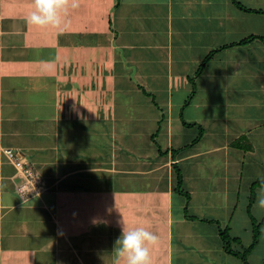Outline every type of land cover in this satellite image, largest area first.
<instances>
[{
	"label": "crops",
	"instance_id": "1",
	"mask_svg": "<svg viewBox=\"0 0 264 264\" xmlns=\"http://www.w3.org/2000/svg\"><path fill=\"white\" fill-rule=\"evenodd\" d=\"M239 1L264 10V0ZM32 4L33 0H0V264H112L123 217L130 229L143 227L159 236V246L152 249L153 264H243L224 248L217 222L187 218L182 209L185 199L175 209V196L182 194L175 191L173 163L179 162L185 171L184 186L192 195L189 212L218 219L236 235L240 195L248 196L249 203L252 183L264 180V157L252 160L258 153L264 155V40L222 46L251 34L264 36V12L246 10L233 0H80L78 8L69 10L66 27L59 30L29 26L26 17ZM82 32L101 37L81 47L74 36ZM94 40L98 41L92 44ZM101 45L107 47L111 61L108 96L92 85L99 81L103 65ZM214 49L218 50L203 73L194 75ZM92 72H97L95 77ZM193 81L197 92L207 93L202 104L220 102L222 114H190L189 120L206 130L200 141L209 143L198 150L196 143L194 150L181 151L177 158L170 151L159 153L148 142L147 147L140 141L142 132L132 133L139 142L130 145L122 135V145L115 148L114 142L112 157L106 159L86 158V151L60 156L65 144L59 139V148L50 145L48 133H42L47 129L38 131L46 143L36 146L37 139L22 128L21 122L42 126L49 116L73 115V106L94 105L96 111L85 114L81 122L80 127L88 129L104 115L99 106L108 98L111 103L105 104L113 110L106 119L113 125L101 128L117 139L119 90L125 93L124 105L153 107L147 122L163 121L164 113L161 118L157 113L168 106L172 118L164 126L172 131L166 149L181 147L189 138L186 134L182 142L173 139V130L180 128L176 109L180 102H174L170 90ZM256 82L262 92L252 103L254 91H259ZM154 89L167 92L154 97ZM196 103L201 104L198 99ZM241 137L250 149L232 145ZM5 147L23 153L43 174L48 190L23 201L16 190L17 178L22 177ZM201 155L208 157L202 165L216 171L208 173L209 179L197 176L192 181L194 172L184 162ZM262 191L264 184L257 186L253 206ZM198 194L200 201L193 199ZM250 231L245 230L243 243L251 241Z\"/></svg>",
	"mask_w": 264,
	"mask_h": 264
},
{
	"label": "rangeland",
	"instance_id": "2",
	"mask_svg": "<svg viewBox=\"0 0 264 264\" xmlns=\"http://www.w3.org/2000/svg\"><path fill=\"white\" fill-rule=\"evenodd\" d=\"M85 10L87 11V9H85ZM95 22L100 23V21H95ZM97 25H96V27H98ZM92 35H93V37H90L89 34H84L82 32L80 34L75 35L74 38L80 40L81 43L78 44L79 46L85 47V45H86L87 41H89V39L91 40L94 37L99 39L101 37V35L94 34V33ZM96 41H98V40H94L92 42V44L95 43ZM100 50H101V53L103 55L101 56L102 57L101 60L99 58V62H102L103 65H101L100 69L98 70V71L101 70V72H99L97 74V76L100 77L99 81L98 80L94 81L92 85H94L93 87H96L98 89L97 93H102L103 95L108 96V94L110 95V89H111V85L113 83V79L111 78L112 72L110 71L111 61H110V58H108L107 47H104L101 45ZM231 67H230V70H231ZM233 69H234V67H233ZM92 73H94L93 76L95 77L97 72H92ZM194 75H196V74H194ZM120 77L121 76H119V78ZM124 78L125 77L122 76L119 79V81H124ZM234 78H235V74H234ZM221 79H223V77H221ZM234 80H236V79H234ZM255 80L258 81L259 79H255ZM258 82H256L257 85L255 86V88H256V90H259V91H254V96H252V99H251V101L249 100V102H252V103L256 102L258 100V98H260L259 94H261L262 90L257 89V88H259ZM243 83H244V81H243ZM200 84L201 83H199V85ZM196 85H197V83L195 84V83L191 82V84L187 85V87H185V88L183 86H180V89H178V90H176L175 88L173 90H170L174 95V102H176V103L180 102L176 108L179 112V114H178L179 121L178 122L180 123V128L178 127L179 129L177 131L173 130V133H172L173 139L176 140V138H178L179 141L182 142L183 141L182 138H184L185 137L184 135H186V134H187V137L189 138V140H186V141L184 140V142L181 143L182 145L188 143L189 141L191 142L192 139H194L196 136H198L199 132H200L199 123L196 122V124L194 126H191V127H188L189 125H186L188 133H183V131H182V129H183L182 126L184 124L183 119L185 121L192 122L189 120V119H191L189 117V115L195 114L197 112H198V114H205V116H209V117H218L222 114V106H221L220 102L217 103L215 101L214 104H212V102H211V104H212L211 106H209V105L206 106V104L205 105L202 104V102H205V99H202V98L205 97L207 93L204 92V89H200L197 92V86ZM156 89H154L153 90L154 93H152V96H154V97L158 96L157 94H159L162 91V90L155 91ZM194 89H195V93L197 92V96L195 97L196 94L193 95L192 101L189 104L183 106L185 104V100L188 99V97L191 95V93ZM165 91L167 92L166 89H165ZM165 91H162V92L164 93ZM235 92H236V89H233L232 93H235ZM116 94H118L117 103H116L117 107H115V110H116L115 114L117 117L115 119L114 124H115L116 134L118 136L117 139H115V137H112V132L110 133L111 134L110 135L109 132H105L102 129V128L107 127V126L109 127L110 125L112 127V125H113L112 124L113 121L111 122V121H108V119H106L107 116L110 118V116L112 114V110H113V108L110 105L107 106V104H105L107 102H110L108 100V98H105L106 100H104V102H103L104 105L99 106L101 114H104V115L102 117H99L100 120L98 122L94 121L93 125H92V122H90L91 125H88V129H86V125H85L86 122H84L85 124L83 123L85 125V127H82V128H84V129H82L80 126H81V122H83L82 119H83V116L85 114H87V113L91 114L92 112H94V110L96 111L97 107H95L94 105H77V106H75V108L73 106V107H71V111H72V113H74L73 115L64 114V115H61V116H63L61 118H55L54 116H51V117L49 116L47 118V120L43 121L44 123H42V126L37 121H36L37 123H34V122H24L23 123V122H21V124L23 126L22 128L25 129L26 131H28L29 135L32 136V139L33 138L37 139L38 143L36 146H38L42 142L46 143L45 141H47V139H42L43 136L38 134V131H42V130L47 129L48 131H45L42 133H43V135L45 133H48L47 135L49 136V140L52 141V142L48 141V143L50 145L53 146V144H55L59 148V139H60V142L62 144H65V145H61L64 148H62L60 146V148L62 149L61 153H59L60 156H69L70 154L75 153L77 151L78 152L79 151H83V152L86 151V152H88V153H86V154H88V156H84L86 158H89L90 156L91 157L94 156V157L106 159L108 157H112V155L110 153H111V149L114 148V142L116 143L115 145L117 146L115 148H119V145H122V141H123L122 135L125 137L124 141H126V144L129 142L132 143V141H137V143H138L139 141L136 140V138H134V136L135 135L139 136L141 134V132H142V134H144V136H143V139L142 138L140 139V141H142V143L144 142V144H147V142H148L150 145H152L154 147V149H157L158 146L155 143V141L152 139V134L154 132H156L158 130V128H160V126H161V130L159 132V135L156 137V139H157V141H159L161 143L163 149H166L167 148L166 144H167L168 140L171 139V137H169L170 136L169 134H171V131H172L171 130L168 132V129L166 128V126H164L166 124L165 121H167V119H169V118H172V114L170 113L169 107L163 106L164 109H160L158 107L159 113H157V115L159 114L160 118H161L162 114L164 113L162 116V120L164 122L163 121H160V122L154 121V123L151 121L147 122L149 119V117H148L149 113L151 110H153L152 106H148L147 104H146L147 106L145 104L144 105L139 104V105H137V107H135L133 105L132 106L124 105L126 102H124V100L121 97L124 98L125 93H121V91L117 90ZM256 96H258V97H256ZM196 99H198V101H200L201 104H197ZM177 100H178V102H177ZM107 110L109 111V113L107 112ZM63 112H64V110L61 109V114H63ZM181 113H182V115H181ZM174 125H176V126H174V128H176L178 124L175 123ZM235 125H237V123H235ZM163 126H164V129H162ZM57 131L60 135L57 133ZM72 131H74V132H72ZM132 133H134V136L132 135ZM161 133H163V135ZM178 133H181L182 136L179 135ZM36 134H37V136H36ZM160 134H161V136H160ZM56 135H59L58 139L55 138ZM35 139H34V141H35ZM220 140H221V138H219V141ZM175 142H178V141H175ZM180 142H178V143H180ZM130 143L128 145H130ZM207 143H209V140H207V139L204 142L200 141L199 143H197V146H196L197 149L196 150L204 148L207 145ZM150 145L147 144V147H149ZM194 145L190 146L189 149L194 150L195 149V147H193ZM153 147L151 149L148 148L149 151L153 150ZM51 149L53 152H55V150L53 148H50L48 150H51ZM26 152H27L26 154H28V156H29L30 151L28 150ZM44 152L47 153V151H44ZM92 153H93V155H92ZM154 155L156 156L155 153H153V156ZM80 157H81V154H80ZM204 157L208 158L207 156L201 155V156L194 157L192 160H190L188 162H186V161L184 162V164L188 168H192V172H194L192 175V181L193 180L195 181L197 176H198V178L204 177L205 179H209L210 174H208V173L209 172L214 173L216 171L213 166L206 168L205 165H207V164H204V166L202 165V163L204 161ZM263 157H264V155H262V153H258V155L253 157L252 160L255 159L257 162H260L258 158L263 159ZM82 159H83V157H82ZM244 160H246V159H244ZM247 160H251V159L247 158ZM262 164L259 166H263ZM182 170H183V168H182ZM184 172L185 171H183V173ZM199 173H201V176H199ZM21 181H22V179L17 178L16 182L20 183ZM199 196H200V194H198V196L193 195V199L195 198V200L200 201ZM239 198H240V201H243V203H242V207L241 208L238 207L237 212L235 213V220L237 222V225H236L237 234L236 235L244 238L246 235L245 230L249 231L250 229H252V216H250V215H253L254 217H256L257 222L263 221V222H261V223H263L262 224L263 234L261 236L259 244L253 250L252 254L249 256V259H250L251 264H264V220H263L264 219L263 218L264 212L260 211L255 206H253V210L251 211V213L247 212L248 202H246L245 200H248L249 197L242 194V195H240ZM182 199H185V204H186L187 203L186 196H184V195L175 196V204L177 206L175 208L176 210L179 208V206H180L179 204H180V202H182ZM182 209L184 210V208H182ZM190 210H192L191 207H190ZM222 222H224V220H222ZM226 223H227V221L225 220V224ZM244 244H245V242H244ZM240 260L241 259L238 258L239 263H240Z\"/></svg>",
	"mask_w": 264,
	"mask_h": 264
},
{
	"label": "trees",
	"instance_id": "3",
	"mask_svg": "<svg viewBox=\"0 0 264 264\" xmlns=\"http://www.w3.org/2000/svg\"><path fill=\"white\" fill-rule=\"evenodd\" d=\"M119 1L120 0H118V2ZM233 2L237 6H240V7L244 8V9H246V10L255 11V12H264L263 9L247 7L244 4H242L239 0H233ZM257 37H259L262 40H264V36H262V35L251 34V35H249L247 37H244V38H242V39H240L238 41H233V42H230V43H226L222 47L231 46V45H234V44L247 43V42L251 41L253 38H257ZM217 50L218 49H214V50L210 51L203 58V61L198 66V69L196 71V75H200V74L203 73L206 65L208 64L210 59L214 56V54H215V52ZM193 79H194V77H193ZM193 83H195V81H193ZM193 95H195V89L192 91L191 95L185 101V104L183 106H185V105L190 103ZM181 115H182V113H181ZM183 122H184L185 126L189 125L188 127L194 126L196 124L195 122H188V121H185L184 119H183ZM199 126H200L199 135L196 136L194 139H192L191 142H188V143L182 145L181 147H171L170 149L169 148L168 149H163L161 144L156 139V135L158 134L160 128H158V130L152 134V139L157 144L159 153L168 154V152L170 151L172 153L173 157L177 158L179 152L187 150L190 146L194 145L195 143H198L204 137V134H205L206 130H205L204 126H202L201 124H199ZM244 140L245 139L243 137H241V138L237 139L236 141H234L232 143V145L236 146V147L245 146L247 149H250L251 148L249 146L250 143L246 142V144H245V143H243ZM173 168H174L175 173H176L175 191L180 193V194H182V195H184V196H186V199H187V204L184 207L185 216L187 218H190V219L199 218L201 220L217 222L219 224V234H220V237H221V239L223 241V246L226 249V251L229 252L230 254L240 258L242 260L243 264H251L250 259H249V255L257 247V245L260 242L261 236L263 234V230H262V224L263 223H261L263 221H258L257 222L256 217H254L253 215H250V216H252V229H251L252 238H251V241L248 244H246V243L244 244L240 236L233 235L231 233L230 226L222 227L221 224H220V221L218 219L208 218V217H199L198 215L189 212L188 201L191 199L192 195H191V192L189 190H187L185 188V186H184V173H183L182 167L179 164V162H174L173 163ZM262 184H264V180L263 181L256 180L251 185L250 201L247 204V211L249 213H251V211H252L253 203L255 202V199H256V196H257L256 195V188H257V186L262 185Z\"/></svg>",
	"mask_w": 264,
	"mask_h": 264
},
{
	"label": "clouds",
	"instance_id": "4",
	"mask_svg": "<svg viewBox=\"0 0 264 264\" xmlns=\"http://www.w3.org/2000/svg\"><path fill=\"white\" fill-rule=\"evenodd\" d=\"M80 0H33L32 11L26 17L29 26L55 28L66 27V16L70 9L79 7ZM255 207L264 212V191ZM122 234L115 241L112 264H153L152 249L159 246V236L146 228L130 229L123 217Z\"/></svg>",
	"mask_w": 264,
	"mask_h": 264
},
{
	"label": "built area",
	"instance_id": "5",
	"mask_svg": "<svg viewBox=\"0 0 264 264\" xmlns=\"http://www.w3.org/2000/svg\"><path fill=\"white\" fill-rule=\"evenodd\" d=\"M4 152L13 161L18 169V174L22 177V181L17 184L16 190L23 201L48 190L49 185L43 174L26 160L23 153L14 147H5Z\"/></svg>",
	"mask_w": 264,
	"mask_h": 264
}]
</instances>
